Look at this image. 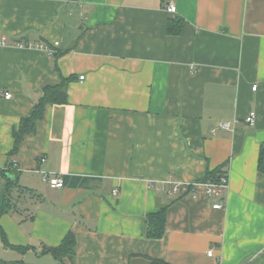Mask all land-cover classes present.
<instances>
[{
    "label": "crops",
    "instance_id": "crops-1",
    "mask_svg": "<svg viewBox=\"0 0 264 264\" xmlns=\"http://www.w3.org/2000/svg\"><path fill=\"white\" fill-rule=\"evenodd\" d=\"M2 40L0 262L61 264L44 248L72 233L64 264H264V0H0ZM216 169L223 200L203 183Z\"/></svg>",
    "mask_w": 264,
    "mask_h": 264
},
{
    "label": "trees",
    "instance_id": "trees-1",
    "mask_svg": "<svg viewBox=\"0 0 264 264\" xmlns=\"http://www.w3.org/2000/svg\"><path fill=\"white\" fill-rule=\"evenodd\" d=\"M66 101H67V95L65 90V84L61 83L59 86L46 88L40 103L34 109L31 117L24 119L21 123L20 130L18 132H14V139H15L14 152L17 151L19 143L23 140V137L25 135H30L34 133L36 124L38 123L39 120L42 119L47 104H63ZM258 169L261 173L264 174V145L262 146L260 151ZM222 174H224V172L218 169L211 171L207 174V177L203 181V183H207V182L217 183ZM9 180H10L9 184L13 186L16 180L14 179H9ZM4 210H5V206L3 207L2 211ZM165 220H166V211L164 208L161 209L160 212H158L157 214L150 215L151 228L148 229L147 232L148 237L153 239L161 238L164 234ZM0 232L1 234H3L1 229ZM4 241L7 244L5 237H4ZM75 246H76V239L72 233H69L66 235L60 246L45 247L44 252L51 253L56 259L60 261L61 264H64L63 260L65 258L69 257L71 260L73 259L75 253ZM0 264H23V263L21 261H17L13 263L0 262ZM152 264H163V263L155 260L153 261Z\"/></svg>",
    "mask_w": 264,
    "mask_h": 264
},
{
    "label": "built area",
    "instance_id": "built-area-1",
    "mask_svg": "<svg viewBox=\"0 0 264 264\" xmlns=\"http://www.w3.org/2000/svg\"><path fill=\"white\" fill-rule=\"evenodd\" d=\"M167 11L171 14H175L177 11V8L175 5L171 4L170 6H168ZM0 44H5L4 40H2L0 42ZM58 47H59V42H55L53 45H48V44H38V45H33V44H20V48H28V49H37L40 51H44L48 54V56H54L58 53ZM81 79H83V77H81ZM256 86L253 87V90L256 91ZM5 98L7 100H9L11 98V94L10 93H5ZM254 120H255V113H251V115L247 118L246 122L248 124H254ZM220 127L222 129H226L229 130L232 128V124L228 123V122H221L220 123ZM42 162H44V159L42 160ZM12 167L14 169L17 168V163L13 162L12 163ZM45 181L47 184H49V186L51 188H62L64 186V183L62 181L61 178H59L58 176H56L55 174L53 175H46L45 176ZM197 185L195 184V186H186V185H180V184H174L173 186V190L169 191V193H176L179 192L180 190H186V191H190V187H196ZM204 186L206 188V194L210 199H219V200H223V193L225 190H227L229 188V178L228 175L226 174H222L220 179L218 180L217 183H211V182H207L204 183ZM114 195H116V190L113 191ZM225 203L221 201V203H216L213 205L214 209H223L224 208ZM213 255V250H210L208 252V256L212 257Z\"/></svg>",
    "mask_w": 264,
    "mask_h": 264
}]
</instances>
